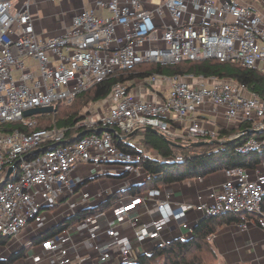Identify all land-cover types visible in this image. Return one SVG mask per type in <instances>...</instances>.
Here are the masks:
<instances>
[{"label":"built area","instance_id":"2783aa9c","mask_svg":"<svg viewBox=\"0 0 264 264\" xmlns=\"http://www.w3.org/2000/svg\"><path fill=\"white\" fill-rule=\"evenodd\" d=\"M43 2L0 0V124L20 121L33 128L37 120L26 117V110L57 108L143 64L217 59L264 74V0H92V8L62 19L60 33L48 38L41 37L36 14ZM100 101L105 109L93 108L76 125L89 131L80 138L69 137V127L57 126L0 133V182L12 168L10 180L0 187V246L7 247L15 237L20 250L26 249L18 264H133L167 242L166 233L187 236L206 216L249 213L264 218V161L218 169L223 182L189 201L178 200L177 187L169 184L125 193L150 177L145 157L159 158L146 150L140 130L152 127L185 144L264 133V98L245 83L154 73L116 82ZM211 113L217 118L211 119ZM247 121L252 127L219 139L222 129ZM121 141L133 150L120 147ZM40 148L45 150L33 153ZM263 149L264 136L254 135L238 151ZM159 159L179 162L184 157ZM115 164L122 169L119 185L97 191L96 201L89 193L75 197L92 179H75L74 170L92 165L95 178L99 168L107 165L108 171ZM192 178L203 180L202 175ZM110 199L109 206L67 223L34 247L21 240L26 232L38 237L51 230L54 224L45 216L53 215L61 202L66 206L62 215L69 219ZM250 221L233 226L246 230L254 223ZM45 224L47 229L39 232Z\"/></svg>","mask_w":264,"mask_h":264},{"label":"trees","instance_id":"16d2710c","mask_svg":"<svg viewBox=\"0 0 264 264\" xmlns=\"http://www.w3.org/2000/svg\"><path fill=\"white\" fill-rule=\"evenodd\" d=\"M154 73L172 76L192 75L203 78H229L240 83H245L251 91L258 93L264 98V74L258 70L243 67L238 63L206 59L184 61L175 65L143 64L128 72L110 76L108 79L79 94L71 102H60L57 105V112L55 114L46 113L34 115L32 118L37 120V124L33 128L23 125L20 121L6 122L0 124V133L13 132L15 129L30 133L37 129L57 126L61 128L69 127L68 136L76 139L84 131L81 128H76V125L89 115L88 111L83 113V111L88 109L87 106L89 104H95L102 99H106L110 95L113 85L118 81L136 76L148 77ZM50 116H53V124L43 125V121L49 119ZM252 124L251 121H247L242 126L232 130L222 129L219 139L228 138L231 135L237 134L244 129L252 127ZM138 133L145 136L143 144L148 152L157 153L159 158L170 155H182L184 159L179 162H166L159 158L145 157L144 166L149 170L150 177L144 185L132 187L130 190L125 191V193L134 194L146 188L157 187L162 184H172L199 175L204 176L224 167L255 166L264 160V149L249 154H243L238 151L239 146L247 138L254 135L258 137L264 136V133L245 134L240 138L234 139L233 142H227L225 144L208 143L203 146H195L193 143L185 144L170 141L159 132H153L147 129L140 130ZM67 142L69 141L67 140ZM119 145L122 148L133 150L129 144L122 141L119 142ZM111 201L112 199L106 201L96 209L82 210L76 216L66 219L61 224L36 237L32 242L34 244L41 243L60 232L67 223H73L88 214H93L101 210L104 206H109ZM247 216L258 221L261 218L260 215L249 213H221L206 216L194 226L191 233L187 236L175 237L156 246L150 254L141 256L139 261L133 264H209L211 261H218V252L214 244L215 233L224 224L243 222ZM5 242L2 241V243ZM25 253L26 249H22L8 257H0V264H16L17 260L22 258Z\"/></svg>","mask_w":264,"mask_h":264},{"label":"crops","instance_id":"0c3cea01","mask_svg":"<svg viewBox=\"0 0 264 264\" xmlns=\"http://www.w3.org/2000/svg\"><path fill=\"white\" fill-rule=\"evenodd\" d=\"M242 3H246L249 0H236ZM92 8V0H70L65 6L60 5V7L55 11V13L47 12L46 16L40 17V23L38 25L39 30L42 32L41 37H51L54 34H58L61 31V20L69 19L81 8ZM43 9H49V1H44L41 7ZM40 11V9L38 10ZM40 16V14H39ZM87 165L78 167L73 172L74 178H88L89 175L86 174ZM94 173V169L92 170ZM224 178L220 172H213L203 176L202 181H196L195 179H187L182 181L183 185H180L179 182L169 184V186L177 187V199L183 201H189L194 199L199 193L206 196L212 190V188L218 187ZM178 186H177V185ZM85 187L82 186L78 192H81L80 196L76 197L81 199L84 194ZM90 196L92 201H96L95 197H98L96 194ZM55 213V211H54ZM53 213V215H54ZM53 215L49 217L48 220H52ZM254 221L251 224V227L246 230H239L231 224H224L221 226L214 235V240L217 247V252L222 257L220 261L222 264H264V222L263 217L260 220H256L250 216H247L245 220ZM47 224L40 227V230H43ZM24 234L27 236L29 232ZM177 234V233H176ZM175 232L171 231L165 234L167 241L175 237ZM23 236V238L25 237ZM10 254L5 252L1 254L0 257H7ZM17 261L16 264H18ZM23 264V263H22Z\"/></svg>","mask_w":264,"mask_h":264},{"label":"rangeland","instance_id":"374dc122","mask_svg":"<svg viewBox=\"0 0 264 264\" xmlns=\"http://www.w3.org/2000/svg\"><path fill=\"white\" fill-rule=\"evenodd\" d=\"M14 4H16L18 1H25V0H12ZM49 1V9H43V11H39V13H36V14H40V17L41 15H44L43 18L46 16L47 12H52V13H55V11L60 7V5H66L67 3L70 2V0H48ZM43 2V0H38V3H41ZM153 3H157V4H161L162 3V0H152ZM37 12V10H36ZM17 75V73H16ZM106 105H105V102L104 101H98L97 103L93 104H89L87 106L88 109H86L85 111H83V113H86L87 111L89 112V115L91 114V110L94 108H99L100 109V112L103 111L105 109ZM221 111H226L225 108H220ZM68 111V110H66ZM50 114V113H49ZM52 114H55V113H52ZM211 119H215L217 118L216 117V114H209ZM43 121V120H42ZM53 116H50L49 119L43 121V125H52L53 124ZM212 141V140H211ZM264 161V160H263ZM107 165L103 166L102 168H99L98 169V172L96 174V177L94 178L93 175H95V173H92V170L94 169V167L92 165H87V171L86 174L89 175L90 179H92L91 181H89V183L87 184L88 186H84L85 189H84V194L85 193H89L90 196H93L94 193H95V190L96 191H99L101 192V190L104 188V187H112L114 185H119L121 182H122V177H121V174H122V169L120 168V165L118 164H115V166H110L109 167V170L107 171ZM97 179L100 181V184H97L96 181ZM81 192H77L75 194V197H78L80 196ZM106 195V198H108L110 196L109 193H105ZM53 209H55V213L52 217V223L54 225H59L63 220H64V216L62 215L63 212L66 211V206L64 205V202H61L58 206L54 207ZM69 213H65L66 217L69 216L68 215ZM49 215H46L45 216V219H49ZM263 222H264V218H263ZM47 229V227H45L43 230H40L39 229V232H44L45 230ZM37 237V234H32V235H27L25 236L24 238H21L22 241H24V243H27V245H31V241L33 239H35ZM215 239V238H214ZM214 244L216 245L215 243V240H214ZM36 246V244L32 243V246L31 247H34ZM4 248V250H2ZM6 248V249H5ZM148 248H150L149 250H151V247L148 246ZM21 249V246L19 244V241L16 242L15 241V237H12L10 239V242L9 244L7 245V247H4V246H0V254H1V250L2 252L5 251V250H8V253L11 255L17 251H20ZM217 249V247H216ZM222 257L220 256V254L218 253V261L214 260V261H211L209 264H220L222 263V261H220Z\"/></svg>","mask_w":264,"mask_h":264},{"label":"water","instance_id":"95a60500","mask_svg":"<svg viewBox=\"0 0 264 264\" xmlns=\"http://www.w3.org/2000/svg\"><path fill=\"white\" fill-rule=\"evenodd\" d=\"M55 112H57V108H55V107H53V106H48V107H36V108H31V109H28V110H26L25 112H24V115L26 116V117H29V116H34V115H38V114H46V113H55ZM147 130H150V131H153V132H158L157 131V129H155V128H152V127H148V128H146ZM103 129H100L98 132H101ZM136 131H134L133 132V134L135 133ZM87 133H89V131L88 130H84V131H82L79 135H78V138H80V137H82L83 135H85V134H87ZM252 133H257V131H253ZM234 141V139H232V140H229V141H227V142H233ZM227 142H223V141H219V140H215V141H199V142H195V143H193L195 146H203V145H205V144H214V143H227ZM176 145H179V144H176ZM45 150V148H40V149H37V150H35L33 153L34 154H37V153H39L40 151H44ZM11 173H12V168H10L9 170H8V173H7V175H6V178L2 181V182H0V187H2L5 183H6V181H8V180H10V176H11ZM82 211V210H81ZM65 219H67V218H64V220L62 221V222H64L65 221ZM61 222V223H62ZM60 223V224H61ZM57 225H54V227H56Z\"/></svg>","mask_w":264,"mask_h":264}]
</instances>
